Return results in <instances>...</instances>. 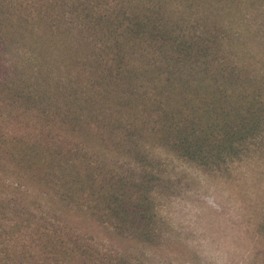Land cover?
Returning a JSON list of instances; mask_svg holds the SVG:
<instances>
[{"label": "trees", "instance_id": "1", "mask_svg": "<svg viewBox=\"0 0 264 264\" xmlns=\"http://www.w3.org/2000/svg\"><path fill=\"white\" fill-rule=\"evenodd\" d=\"M225 1L37 0L34 16L12 21L14 0H0L2 38L18 27L38 47L37 70L12 67L5 81L13 117L36 119L0 127V264H146L102 251L66 214L156 246V171L144 138L214 169L264 135V61L240 57L212 12L211 21L171 13ZM58 60L65 70L55 77ZM45 194L55 203H41Z\"/></svg>", "mask_w": 264, "mask_h": 264}, {"label": "rangeland", "instance_id": "2", "mask_svg": "<svg viewBox=\"0 0 264 264\" xmlns=\"http://www.w3.org/2000/svg\"><path fill=\"white\" fill-rule=\"evenodd\" d=\"M36 1L14 0L16 8L7 15L12 21L21 14L34 16ZM205 6L202 9L200 5L194 12H181L184 9L178 8L179 12L171 13L176 15L174 18L185 13L191 21L198 15H205L211 21L212 12L235 34L231 38H236L232 45L240 57L245 61H264V0H228L212 11L211 2ZM28 22L31 30H35L34 19ZM18 30V27L11 28L10 41L0 35L5 41L4 44L0 41V127L21 130L25 121L32 125L36 118L33 111H28L30 115L20 114V121L13 117L18 108L6 103V76H12V67L18 71L26 68L28 74L35 72L38 47L28 32L24 36L22 30ZM5 31L6 25H0V32ZM55 54L66 58L68 53L60 48ZM57 63V67L52 63L50 69L55 77L58 67L65 70L63 61ZM142 145L148 165L156 171L152 195L161 235L156 246H142L113 236L76 210L66 214L71 225L78 226L85 237H92L102 251L110 248L124 251L132 255L133 260L139 258L146 264L264 263V135L214 169L198 166L149 139L144 138ZM116 160L127 162L124 157ZM1 174L14 180L10 174ZM30 190L39 192L41 189L34 186ZM49 198L54 204L49 194L39 197L41 203L46 204Z\"/></svg>", "mask_w": 264, "mask_h": 264}]
</instances>
